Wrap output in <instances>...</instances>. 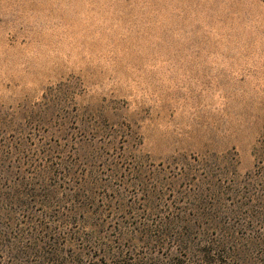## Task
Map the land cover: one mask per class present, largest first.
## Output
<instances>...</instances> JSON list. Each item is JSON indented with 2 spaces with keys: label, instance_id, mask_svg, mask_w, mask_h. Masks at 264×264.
Returning <instances> with one entry per match:
<instances>
[{
  "label": "rangeland",
  "instance_id": "1",
  "mask_svg": "<svg viewBox=\"0 0 264 264\" xmlns=\"http://www.w3.org/2000/svg\"><path fill=\"white\" fill-rule=\"evenodd\" d=\"M263 197L264 0H0V264H264Z\"/></svg>",
  "mask_w": 264,
  "mask_h": 264
},
{
  "label": "trees",
  "instance_id": "2",
  "mask_svg": "<svg viewBox=\"0 0 264 264\" xmlns=\"http://www.w3.org/2000/svg\"><path fill=\"white\" fill-rule=\"evenodd\" d=\"M261 201L264 202V197ZM36 240L37 242L32 243V245H34L36 248L40 247L43 249L46 246L54 247L52 252H46L45 256L43 255L42 257H39L38 264H51V263L54 264L55 260L59 259V249L57 248L58 242L55 240V238H53L50 235L46 237L37 238ZM2 244L3 247L0 248H6L18 254L16 243H2ZM25 247L27 246H24V248ZM222 252L223 251L218 246L214 247L213 249L210 248L204 250L202 253V264H209L211 263V261H217L218 257L220 258L221 256L220 254H222ZM99 254L100 255H97V251L92 252L91 250H89V252L86 253H83V251L70 252L69 254H65V256H62V258L60 259L61 260L60 264H103V260L105 259L104 251H101V253ZM13 257H15V255H13Z\"/></svg>",
  "mask_w": 264,
  "mask_h": 264
}]
</instances>
